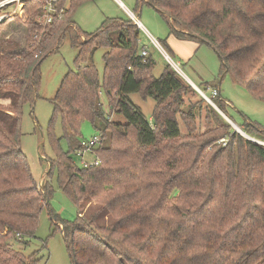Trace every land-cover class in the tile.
Returning a JSON list of instances; mask_svg holds the SVG:
<instances>
[{
	"label": "trees",
	"instance_id": "1",
	"mask_svg": "<svg viewBox=\"0 0 264 264\" xmlns=\"http://www.w3.org/2000/svg\"><path fill=\"white\" fill-rule=\"evenodd\" d=\"M81 2L60 0L61 17L44 25L38 0H26L25 15L13 20L26 28L18 51L3 41L9 23L0 24V264H34L12 241L35 235L53 178L78 208L74 221L50 212L72 264H264V145L232 129L167 61L157 77L133 19L108 18L96 32L82 30L74 21ZM139 3L160 12L174 37L212 47L220 76L228 73L264 102V0ZM66 36L79 48L76 69L51 99L46 138L54 158L49 180L39 183L21 147L22 116L38 97L43 59ZM101 48L103 74L93 63ZM215 88L213 100L229 116L230 102ZM132 94L154 100L152 122ZM86 122L102 142L91 150L97 163L79 165ZM239 127L264 141V127L249 117Z\"/></svg>",
	"mask_w": 264,
	"mask_h": 264
},
{
	"label": "rangeland",
	"instance_id": "2",
	"mask_svg": "<svg viewBox=\"0 0 264 264\" xmlns=\"http://www.w3.org/2000/svg\"><path fill=\"white\" fill-rule=\"evenodd\" d=\"M123 1L130 5V11L143 25L142 27L139 25L141 29L139 49L142 50L143 47L147 46L148 48H145L153 53L158 63L154 71L157 77L160 76L167 60L155 48L153 42L151 43L148 33L162 44L166 42L164 45H167L166 47L174 52L175 46H178V44L184 45L180 47L185 57L184 61L175 52L174 57H171L174 63L198 85L203 88L204 85H208L209 89L206 90V93L209 95H212L211 90L216 86L220 87L222 98L230 102L226 111L234 121L228 115H225L234 124L241 126L245 122V117H249L253 122L264 127V102L253 98L246 88L234 84L228 73L220 76L221 60L212 47L207 44L196 45L194 41L181 40L171 35L166 20L160 12L150 5L140 4L139 0ZM67 6H69V2ZM108 18L133 19L129 13L120 7L116 0H82L74 15L76 25L86 32H96ZM133 20L135 21V19ZM5 28L3 40L5 45L11 50H20L26 40L24 25H18L14 21H10ZM81 40L85 41L86 37H81ZM106 51L105 48L98 49L93 59V63L101 74H103V56ZM78 52L79 48L72 46L69 37L66 36L54 52L45 56L40 66L42 80L38 97L33 106L26 105L24 108L21 147L27 154L33 174L39 183L48 179L46 172L50 159L54 158V153L50 149L46 138L53 113L51 99L55 96L63 77L70 70L76 69L75 58ZM181 71L178 72L189 81ZM131 99L141 106L146 117L150 119L155 104L154 100L149 98L143 101L139 94H132ZM120 117L113 116L112 119H121L122 117ZM150 120L152 122V119ZM228 123L235 130V127L230 122ZM55 132L58 136L63 135V126L60 123L56 125ZM82 133L83 140H89L94 135L92 125L86 122L82 127ZM222 140H220L221 143ZM61 145L65 150L68 149L65 140H62ZM84 158L90 162L94 161L90 151L85 153ZM75 159L79 165L82 164L80 156L75 155ZM52 184L55 187V192L49 199V206H46L40 214L35 235L26 237L24 241L14 240L12 243L16 249L30 257L34 264H72L66 240L61 231H54L50 212L65 220L74 221L78 217V208L57 186L55 178L52 179Z\"/></svg>",
	"mask_w": 264,
	"mask_h": 264
},
{
	"label": "built area",
	"instance_id": "3",
	"mask_svg": "<svg viewBox=\"0 0 264 264\" xmlns=\"http://www.w3.org/2000/svg\"><path fill=\"white\" fill-rule=\"evenodd\" d=\"M41 5V13L38 15V21L44 25L51 24L56 16L61 17L59 14V2L60 0H38ZM25 6L26 0H0V24L5 22L9 23L13 21L15 17H23L25 15ZM153 44L156 48L163 53L165 59L168 63L172 64L173 67L178 71V65L174 63L173 59L167 54L164 50L162 45L159 44L158 41L152 39ZM148 49L145 48L142 51V55H147ZM212 95H208L206 92L203 91L201 94L211 105L214 106L216 103L214 102L213 98L219 95L218 89L211 90ZM224 144H226V139L222 140ZM257 143L264 145L263 140H257ZM102 142L101 135H95L91 137L87 141H83V145L86 147L83 151L78 153V156L81 158V162L84 165L97 163L95 161H87L84 156L85 153L90 151Z\"/></svg>",
	"mask_w": 264,
	"mask_h": 264
},
{
	"label": "crops",
	"instance_id": "4",
	"mask_svg": "<svg viewBox=\"0 0 264 264\" xmlns=\"http://www.w3.org/2000/svg\"><path fill=\"white\" fill-rule=\"evenodd\" d=\"M118 3H119V5H120V7H122L127 13H129L131 16H132V18L133 19H135V22H137L139 25H140V27H142L143 25L141 24V22H140V20H138V18H136V16L130 11V5H128L125 1H123V0H116ZM149 34V36H150V41H151V43H152V39L153 40H156V41H158L154 36H152L150 33H148ZM159 42V41H158ZM159 44H160V42H159ZM154 45V44H153ZM161 45V44H160ZM197 45V44H196ZM155 46V45H154ZM182 46H184L183 44H178V46H175L174 47V49H175V52H177V55H180V59L182 60V61H184L183 59H185V57H184V55H183V52H182V50L180 49V47H182ZM145 47H147V46H145ZM163 47V46H162ZM148 48V47H147ZM155 48H156V46H155ZM149 50V49H148ZM165 50V49H164ZM159 51V50H158ZM166 51V50H165ZM162 53V52H161ZM163 54V53H162ZM168 54V53H167ZM164 56V55H163ZM165 57V56H164ZM166 61V60H165ZM166 63V62H165ZM157 66H158V63H157ZM163 68H164V66H163ZM178 71L180 72L181 70H180V68L178 67ZM181 73L182 74H184L185 75V77H187V79L189 80V81H191L192 83H194L195 85H197V83L196 82H194L192 79H190L185 73H183L182 71H181ZM202 78V77H201ZM218 87V86H217ZM218 88H220V87H218ZM219 90V89H218ZM220 92H221V90H220ZM142 99V98H141ZM143 100V99H142ZM144 101V100H143ZM151 119V118H150Z\"/></svg>",
	"mask_w": 264,
	"mask_h": 264
},
{
	"label": "water",
	"instance_id": "5",
	"mask_svg": "<svg viewBox=\"0 0 264 264\" xmlns=\"http://www.w3.org/2000/svg\"><path fill=\"white\" fill-rule=\"evenodd\" d=\"M137 23V22H136ZM138 24V23H137ZM139 25V24H138ZM190 83H191V85L195 88V89H197L199 92H200V94H202L203 93V91L197 86V85H195L194 83H192L191 81H189ZM214 107H215V109L228 121V122H230L234 127H235V131H237V132H239V133H241V134H243V135H245V137H247L249 140H252V141H255V142H257L256 141V139L255 138H253V137H251V136H249V135H247L238 125H236V124H234L226 115H225V113H223L219 108H218V106L217 105H215L214 104Z\"/></svg>",
	"mask_w": 264,
	"mask_h": 264
}]
</instances>
